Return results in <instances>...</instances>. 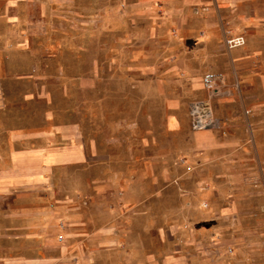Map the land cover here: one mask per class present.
Listing matches in <instances>:
<instances>
[{
	"label": "rangeland",
	"instance_id": "374dc122",
	"mask_svg": "<svg viewBox=\"0 0 264 264\" xmlns=\"http://www.w3.org/2000/svg\"><path fill=\"white\" fill-rule=\"evenodd\" d=\"M193 22L156 0H0V163L77 151L0 167L26 178L0 214L52 216L68 248L21 250L0 232V264H264V152L223 168L231 154L210 162L191 125L192 104L215 101L206 73L247 76L234 51L248 33L232 50L237 33ZM249 126V144L263 139Z\"/></svg>",
	"mask_w": 264,
	"mask_h": 264
},
{
	"label": "crops",
	"instance_id": "0c3cea01",
	"mask_svg": "<svg viewBox=\"0 0 264 264\" xmlns=\"http://www.w3.org/2000/svg\"><path fill=\"white\" fill-rule=\"evenodd\" d=\"M156 1H161L166 8L170 9L173 14H177L179 18L186 16L188 19L191 18L194 21L193 23L203 26L209 39H216V24H223L232 33H248V44L245 47L242 46L243 48L238 47L240 49L235 48L234 51L235 58H243L239 63L240 65L238 64L239 70L247 76L232 78L228 75L229 78H227L224 74L227 78L226 88L222 94L212 98V100H215L212 104L214 114L216 110L217 119L220 122L221 120L226 122V127L220 131L217 128L206 129V133H196L193 136L195 147L208 149L210 162L218 163L225 156L231 154L226 160L232 159L231 163L233 164L226 163L221 166L223 168L243 169L251 162L250 159L252 160L254 152L257 154L264 152V64H261L264 61V0ZM195 9L198 10V13H195ZM257 59L259 60L257 61ZM247 110L249 113L246 114ZM251 120H255L257 126L263 129V139L258 140V142L254 140L252 144H249ZM250 147L252 150L248 149ZM76 153V150L65 149L40 155L31 153L23 157L16 152L11 162L14 166H5L6 163L1 162L0 167L10 169L16 165L21 168L20 164L23 163L21 158L23 157L22 160L26 161V168L30 170L34 168L31 166L32 162L38 158L46 163H51L57 159H68ZM258 161L259 158L257 157ZM218 169L221 168L218 167ZM25 183L26 178L15 175L9 170L1 171L0 198L7 195L8 190L20 187ZM45 222L48 225H45ZM10 225L16 226V230L11 228ZM57 227L52 216L43 221L40 215H36V212L33 216H30V214H26L25 210L18 209L16 214L11 210L2 211L0 214V232L7 234V236H10L11 233L13 238L6 240L17 242V247L21 250H25L26 242L32 243L30 246L33 249L56 247L59 244L57 241L59 232ZM15 231L17 232L16 238L13 234ZM27 232H31L28 237H26ZM3 239H5L4 236ZM59 247L62 252H66L68 249L67 244L64 242L59 244ZM32 261L30 262L25 255H19L17 259H6L5 264H38L41 260L34 257Z\"/></svg>",
	"mask_w": 264,
	"mask_h": 264
},
{
	"label": "built area",
	"instance_id": "2783aa9c",
	"mask_svg": "<svg viewBox=\"0 0 264 264\" xmlns=\"http://www.w3.org/2000/svg\"><path fill=\"white\" fill-rule=\"evenodd\" d=\"M229 49L245 46L247 38L244 34H227L225 39ZM204 87L210 98L222 94L226 87L225 77L217 72H208L204 76ZM191 125L194 130L211 129L219 126V120L215 117L210 103L199 101L192 104Z\"/></svg>",
	"mask_w": 264,
	"mask_h": 264
}]
</instances>
